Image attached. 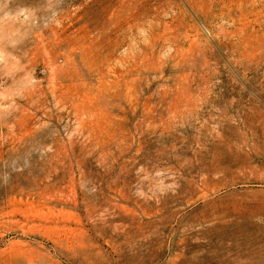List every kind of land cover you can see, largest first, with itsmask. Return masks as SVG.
Masks as SVG:
<instances>
[{
	"label": "rangeland",
	"instance_id": "obj_1",
	"mask_svg": "<svg viewBox=\"0 0 264 264\" xmlns=\"http://www.w3.org/2000/svg\"><path fill=\"white\" fill-rule=\"evenodd\" d=\"M0 264H264V0H0Z\"/></svg>",
	"mask_w": 264,
	"mask_h": 264
}]
</instances>
